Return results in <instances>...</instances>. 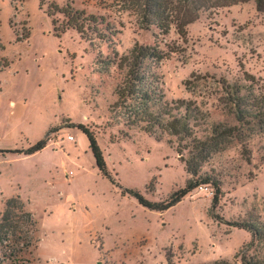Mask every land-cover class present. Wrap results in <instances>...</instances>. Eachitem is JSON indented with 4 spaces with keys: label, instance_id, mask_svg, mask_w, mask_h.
<instances>
[{
    "label": "rangeland",
    "instance_id": "obj_1",
    "mask_svg": "<svg viewBox=\"0 0 264 264\" xmlns=\"http://www.w3.org/2000/svg\"><path fill=\"white\" fill-rule=\"evenodd\" d=\"M142 16L133 0H0V150L52 139L0 152V214L15 195L33 213L34 264H264V13L202 12L184 36ZM150 48L162 58H134ZM191 178L212 183L162 212L123 190L161 203Z\"/></svg>",
    "mask_w": 264,
    "mask_h": 264
},
{
    "label": "trees",
    "instance_id": "obj_2",
    "mask_svg": "<svg viewBox=\"0 0 264 264\" xmlns=\"http://www.w3.org/2000/svg\"><path fill=\"white\" fill-rule=\"evenodd\" d=\"M249 0H133V4L137 6L139 11L143 14V18H149L151 24L156 25L160 29L167 28L166 22L169 23V18H175V26L181 36L186 34V25L198 19L199 14L202 12H210L220 7H226L240 2H246ZM256 9L264 13V0H254ZM68 18L71 17L67 13V9L62 11ZM76 13V12H75ZM73 26L78 29V23H73ZM164 30V29H163ZM140 56L142 58H159L160 55H156L153 49L135 50V59ZM8 66V62L4 57H0V72ZM139 69V67H138ZM143 87V88H140ZM136 88L135 97L141 100L147 101L151 90L140 85ZM260 99L261 108H264V97ZM143 101V102H144ZM263 104V105H262ZM241 112V111H240ZM142 120L148 119L149 114L147 111H142ZM78 129L86 136L88 141V147L91 151L94 163L98 171L106 177L113 184L121 188L110 175L105 159L102 155L101 149L98 146L97 140L94 138L92 132H90L83 124L77 125ZM158 127L165 129H175V125L170 122L167 124H160ZM145 132L150 133L149 128L142 127ZM48 138H42L36 141L33 145L23 149L14 150H0V152L8 151L14 153H21L23 155H31L42 150L47 145ZM202 158V156H201ZM186 170L192 176H197L196 162L189 160L185 161ZM197 165V166H196ZM200 183H212L209 180L204 179H193L191 178L186 182L183 188L174 191L166 200L161 203H154L146 200L141 192L134 189L124 188L123 190L129 196L135 198L137 202L150 209L159 212L165 211L168 208L174 206L181 199L190 192L194 187ZM213 185V184H212ZM146 191H153V182L150 181L149 185L145 187ZM220 190L215 187V193L211 200V208L214 209L218 204ZM4 210L0 214V264H34L32 255L33 250L36 248L38 242V226L37 220L33 213L28 210L24 202L21 200L19 195L9 197L5 199ZM235 226H238L235 224ZM250 231V230H249ZM254 236H259V230H253ZM253 234V232H252ZM242 264H258L257 262H248L245 257L241 258ZM211 264H230L224 260H217Z\"/></svg>",
    "mask_w": 264,
    "mask_h": 264
},
{
    "label": "crops",
    "instance_id": "obj_3",
    "mask_svg": "<svg viewBox=\"0 0 264 264\" xmlns=\"http://www.w3.org/2000/svg\"><path fill=\"white\" fill-rule=\"evenodd\" d=\"M73 137V136H72ZM74 138V137H73ZM51 142H52V139H50V141L47 143V145L42 149V150H44V149H46V148H48L50 145H51ZM63 147V146H62ZM89 148V147H88ZM42 150H40V151H38V152H41ZM56 151H57V149H56ZM37 153V152H36ZM35 154V153H34ZM32 155V154H31ZM27 156V155H26ZM65 159L67 160V161H69L70 160V158H69V156L68 155H65Z\"/></svg>",
    "mask_w": 264,
    "mask_h": 264
},
{
    "label": "built area",
    "instance_id": "obj_4",
    "mask_svg": "<svg viewBox=\"0 0 264 264\" xmlns=\"http://www.w3.org/2000/svg\"><path fill=\"white\" fill-rule=\"evenodd\" d=\"M68 139L72 140V139H73V137H72L71 135H69V136H68Z\"/></svg>",
    "mask_w": 264,
    "mask_h": 264
}]
</instances>
